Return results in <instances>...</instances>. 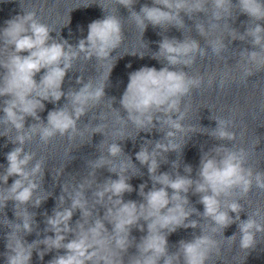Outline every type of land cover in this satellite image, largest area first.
Returning <instances> with one entry per match:
<instances>
[{"label": "clouds", "instance_id": "9594fccd", "mask_svg": "<svg viewBox=\"0 0 264 264\" xmlns=\"http://www.w3.org/2000/svg\"><path fill=\"white\" fill-rule=\"evenodd\" d=\"M116 2L129 10V17L143 33L150 24L164 32L175 27L184 34L182 40L164 36L158 51L151 53L152 59L164 64L159 70L144 66L129 74L119 100L126 116L113 107L115 98H106L105 93L111 71L121 58L112 53L125 38L119 15L105 14L104 18L91 22L87 36L75 45L62 38L54 39L50 35L53 30L38 19L35 11L7 20L6 27L0 29V47L7 53L0 59L3 70L0 72V98H3L0 136L16 145L6 154L7 167L0 172V185H8L10 177L15 179L10 186H0V201L3 209L8 201H13L14 215L20 221L7 219L14 228L6 225L11 229L7 234L8 251L4 254L6 264H31L34 251L41 261L46 254L56 251L57 255L47 264H125L124 257L133 246L137 252L128 256L127 264H208L213 255H221V242L215 238L217 234L230 245L236 244L238 238L239 249L249 254L258 245L257 234L264 233V209L258 207L247 213L246 220H241L240 213L245 210L241 200L253 187L264 192V170L254 171L247 166L248 153L234 143L237 134L231 130V119L210 117L217 126L210 129L208 135L218 141L232 142V146L220 144L203 152L195 178L192 177L193 168L188 164L184 165L185 174H180L178 160L172 162L173 172H159V168L161 163L168 162L167 153H177L178 147L182 157L187 140L178 146L175 138L186 131L187 106L184 101L204 83L203 76L190 75L185 68H192L197 59L203 60L209 52L213 56H222L228 50L225 39L230 37L229 43L232 40L247 41L253 49H244L238 54L236 64L241 81L247 83L250 76L264 71V25L260 23L264 21V0H237L236 4L232 0H152V6L142 5L139 12L133 10L137 0ZM237 11L250 18L243 34L228 22L235 20ZM181 13L189 19L199 13L205 15V20L197 18L195 22V30L204 38L205 47L191 35L185 36L184 29L188 27ZM222 24L230 27L227 35L217 34ZM81 59L112 63L106 76L97 80L88 77L85 81L81 74L76 78L81 87L64 92L62 84L66 74L73 71ZM127 66L131 67L130 64ZM41 70L44 72L37 81L35 77ZM224 83L222 78L220 86ZM62 97L67 102L49 111L45 123L38 114L45 110L44 101L56 104ZM105 100L115 113V122L122 126L115 132L117 139L107 144L106 154L100 153L97 159L88 161L91 168L88 177L93 179L83 178L71 191L63 184L52 215L45 213L44 232L53 235L27 242L26 235L34 231L40 235L35 213L28 211V206L38 208L52 193L43 188L45 159H38L36 153L26 150L25 146L36 137L45 145L57 135L67 136L72 141L89 128L92 129L91 138L95 133L105 137L107 114L99 112L97 116L93 112ZM89 112H92L89 123L81 127L79 121ZM27 117L36 122L26 127ZM94 120L100 122L93 125ZM129 123L136 128L134 137L123 131ZM153 130L163 133V137L156 141L145 140L135 153L140 165L147 167L152 187L145 191L147 182L140 184L138 195L142 202H125L124 194L134 191L129 180L143 173L131 156L125 154L119 141L131 139L135 142L140 132L151 133ZM188 130L193 131L191 126ZM12 132L14 138L9 136ZM105 142L106 137L98 149ZM122 156L126 159H118ZM101 168H107L118 178L109 177L98 183L97 170ZM89 190L91 206L86 195ZM41 191L48 195L41 197L38 195ZM189 193L199 196L198 203L203 205V212L191 205ZM19 206L24 209L22 216L17 212ZM98 206L104 209L103 216L99 215ZM77 210L81 217L73 226L71 221ZM230 213H235V218ZM193 215L200 219H191ZM106 223L112 226L111 231ZM232 224L237 225V232L225 237V229ZM145 225L146 235L136 242L131 236L132 229L145 232ZM179 228H199L200 234H193L191 240H180L176 250L170 252L167 237ZM60 250H64V254H59Z\"/></svg>", "mask_w": 264, "mask_h": 264}]
</instances>
